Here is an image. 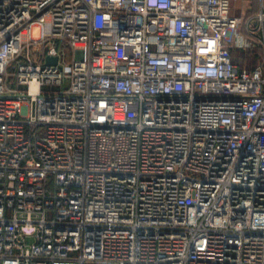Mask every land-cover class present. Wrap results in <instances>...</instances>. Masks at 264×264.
Masks as SVG:
<instances>
[{
  "label": "built area",
  "instance_id": "obj_1",
  "mask_svg": "<svg viewBox=\"0 0 264 264\" xmlns=\"http://www.w3.org/2000/svg\"><path fill=\"white\" fill-rule=\"evenodd\" d=\"M236 1L0 0V264H264Z\"/></svg>",
  "mask_w": 264,
  "mask_h": 264
},
{
  "label": "rangeland",
  "instance_id": "obj_2",
  "mask_svg": "<svg viewBox=\"0 0 264 264\" xmlns=\"http://www.w3.org/2000/svg\"><path fill=\"white\" fill-rule=\"evenodd\" d=\"M259 1L260 0H240L233 6L232 15L238 16L241 14L240 17L244 21L242 33L244 36L248 37V39H251L253 44L252 48L247 50H234L233 56L236 63L238 62L244 64V62L247 61L246 63L249 65L250 61L254 59V52L257 51V49L255 50L256 47L261 48L262 53L264 52V47L258 40L259 34H257L256 38H251V36H249V31L258 30L259 28V24L256 19L259 13ZM249 20L250 25L247 24ZM34 34L37 36V29Z\"/></svg>",
  "mask_w": 264,
  "mask_h": 264
},
{
  "label": "trees",
  "instance_id": "obj_3",
  "mask_svg": "<svg viewBox=\"0 0 264 264\" xmlns=\"http://www.w3.org/2000/svg\"><path fill=\"white\" fill-rule=\"evenodd\" d=\"M257 49V51H255V55H254V59L250 61V64L247 65V61L244 62V64L242 63H238V65L243 68V69H248V70H254L256 69L258 66L260 65H264V52L262 53L261 48H255V50ZM260 50V51H259ZM234 54V51H233ZM234 57V56H233Z\"/></svg>",
  "mask_w": 264,
  "mask_h": 264
},
{
  "label": "water",
  "instance_id": "obj_4",
  "mask_svg": "<svg viewBox=\"0 0 264 264\" xmlns=\"http://www.w3.org/2000/svg\"><path fill=\"white\" fill-rule=\"evenodd\" d=\"M58 59L57 58H52V57H48L47 58V65H55L57 63Z\"/></svg>",
  "mask_w": 264,
  "mask_h": 264
},
{
  "label": "crops",
  "instance_id": "obj_5",
  "mask_svg": "<svg viewBox=\"0 0 264 264\" xmlns=\"http://www.w3.org/2000/svg\"><path fill=\"white\" fill-rule=\"evenodd\" d=\"M238 1H240V0H237L234 4H236ZM234 4H233V6H234ZM241 15V14H240ZM240 15H238V16H236V17H240ZM235 16V15H234Z\"/></svg>",
  "mask_w": 264,
  "mask_h": 264
}]
</instances>
